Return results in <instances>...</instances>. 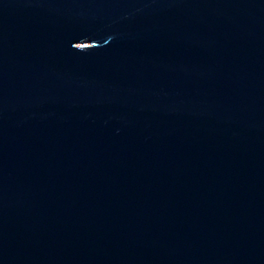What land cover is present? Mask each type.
Masks as SVG:
<instances>
[{
    "label": "water",
    "instance_id": "water-1",
    "mask_svg": "<svg viewBox=\"0 0 264 264\" xmlns=\"http://www.w3.org/2000/svg\"><path fill=\"white\" fill-rule=\"evenodd\" d=\"M0 264H264V0H0Z\"/></svg>",
    "mask_w": 264,
    "mask_h": 264
}]
</instances>
